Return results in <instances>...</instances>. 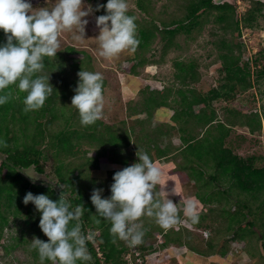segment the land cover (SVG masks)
I'll return each instance as SVG.
<instances>
[{
  "label": "trees",
  "instance_id": "1",
  "mask_svg": "<svg viewBox=\"0 0 264 264\" xmlns=\"http://www.w3.org/2000/svg\"><path fill=\"white\" fill-rule=\"evenodd\" d=\"M151 2L152 0H135L137 9L143 14L140 19L134 11H128V14L136 18L137 36L140 41L135 50V59L139 61L134 63L133 73H136L138 66L149 62L145 52L157 39L164 56L178 45L176 42L178 35L191 37L195 30H200L205 24L211 23L220 31V34L214 33L220 36L214 42V46L221 62L224 82L219 88L202 93L193 86L200 79L196 59L190 58L188 62L175 59L174 66L177 71L174 78L178 86H168L164 90H145L142 92V102L138 104L140 105L139 113L144 112L149 117H152L158 108L165 107L171 110L173 113L170 121L174 125L165 124L164 126L168 127L167 132L170 129L178 131L182 145L179 147H173L171 144L160 145L156 142L157 139L153 140L148 135L150 137L148 147L144 152H147L154 161L179 153L184 161L183 166L191 171V176L197 179L199 200L206 204L214 201L221 202L223 199L231 201L230 198L235 197L233 204L236 209L234 211L232 207L223 209V215L228 219V230L233 231L235 237L242 241L253 235H257L260 241H264V165H258L259 160H264V157L255 155L243 157L227 145V139L237 124L246 127L251 134L260 131L264 114L260 112L241 114L235 108H226L227 121H221L213 106L216 100L229 102L237 94L253 88V75L258 81L264 80V65H260V61L264 60V50H260L254 59H251L252 63L250 60L244 61V43L239 41L243 29L256 27L259 19L263 17L264 0H249V7L243 13H239L237 5L230 1L186 0L185 14L169 21L151 14ZM106 3L107 0H101L96 6ZM96 6L94 13L97 16L106 14L105 8L96 10ZM6 39V34L0 29V43L6 42ZM68 51L77 52L74 47L68 48ZM44 59L45 67L40 74L50 77V83L54 89L43 107L39 110L25 111L23 101L27 93L20 91L15 85L9 88L12 98L4 105H0V156H4L0 158V242L5 228L13 222L18 226L20 233L19 236L12 238L11 245L4 246L6 252L9 253L11 248L29 244L33 263L42 264L39 252L32 246L31 240L39 237L48 241L50 238L40 227L41 212L32 202L25 204L24 196L31 191L33 194H47L57 201L62 195L71 202L73 207L76 204L83 205V214L80 218L83 232L87 227L101 231L98 242L105 252L104 264H123L122 256L125 252L123 240L110 232V221L98 216L90 198L92 194L88 193L92 185L84 183V180L90 177L83 168L99 170L102 157L124 168L137 162L138 158L134 156L141 148L136 145L138 147L136 150L132 143L131 135L134 133L132 128L116 132L99 119L93 124L83 125L80 115H75L76 112L66 116L65 126L51 131L50 125L59 117V111L63 116V110H66L64 107L59 110V103L63 104L64 100L75 93L74 89L77 87L79 78L67 80L63 78V75L57 74V71L65 72L62 59L59 64L50 57ZM78 62L81 63L76 60L74 65ZM196 107H198L197 110ZM234 114H240V122L230 118ZM75 117H78L77 123L74 122ZM192 119L195 120L194 125L201 129V135L191 129ZM162 127L157 131L162 130ZM82 140H86L91 145L98 143L99 148L95 151V155L86 156L88 150L82 149L84 145ZM152 149H155L154 154L151 153ZM48 151L52 152L55 160L54 171L58 188L52 184L32 182L23 172L34 168L38 173H43V162L50 159ZM81 154L85 159L83 164L72 167L71 162H65L67 158ZM207 167L214 170V173L208 175L211 182L224 180L230 184V188L212 190L203 194L201 188L208 186L204 180ZM116 171L108 172L107 179H110L111 183L114 182L113 176ZM91 181L93 184L97 180L93 178ZM100 186L105 187L107 194L111 195L110 185L106 181H101ZM234 190L238 192L233 194ZM250 217L252 220H249ZM192 223L195 226H201L197 220ZM74 224L75 221L71 222L70 226ZM162 234L165 238L164 245L183 242L181 231L171 230L165 233L162 230ZM86 245L90 259L78 260L77 264H101L93 246L88 241ZM141 248L143 250L146 248L144 236ZM243 248H246L245 245ZM220 254L224 257L227 252L222 250ZM56 263L59 264L58 261ZM43 264H53V262L45 259Z\"/></svg>",
  "mask_w": 264,
  "mask_h": 264
},
{
  "label": "rangeland",
  "instance_id": "2",
  "mask_svg": "<svg viewBox=\"0 0 264 264\" xmlns=\"http://www.w3.org/2000/svg\"><path fill=\"white\" fill-rule=\"evenodd\" d=\"M99 1L101 0H85V8L91 5L93 12L85 17L89 23L85 26L84 37L76 40L73 38L72 32L65 31L62 33L60 50H58L56 57H50L57 61V64L61 62V59L64 61L65 72L57 71V74L63 75L64 79L72 80L79 78L78 72L82 68L101 73L104 81L105 106L103 116L99 120L112 127V130L116 132L125 128H132L134 133L131 135V140L136 150L138 149L137 146H140V151L144 152L148 147V138L150 137L153 140L157 139L156 142L160 145L181 146L178 131L170 129L167 132L168 127L164 126L165 124L174 125L170 121L173 112L162 107L155 110L153 116L149 117L144 112L139 113L140 105L138 103L142 102V92L145 90H164L168 86H178L174 78L177 71L174 66L175 59L186 62L190 61L188 60L190 58L196 59L200 79L193 86L198 91L207 93L213 88H219L224 81L221 73V62L217 57L214 42L220 36L214 33L220 34V31L211 23H207L200 30H195L191 37L180 34L176 37L178 45L170 49L164 56H162L161 46L157 39L145 52L149 62L146 65L138 66L136 73H133V65L139 61L135 59V52L124 51L114 58H105L100 55V45L96 38L100 34V28L96 24L97 15L94 13V8ZM222 1L235 3L239 13H243L249 7V0H217V2ZM31 3L33 8H36L34 10H38L40 7H51L54 0H31ZM185 3L186 0H152L151 14L168 21L173 18H180L185 14ZM128 5V11H134L139 19L143 16L137 9L135 0H128ZM239 41L244 43V61L250 60L252 63L251 59H254L260 50H264V15L259 19L256 27L243 29ZM70 47L76 48L77 52L70 53L68 51ZM76 60L81 61V63L78 62L77 65H74ZM260 65H264V60L260 61ZM252 81L254 83L253 88L237 94L229 102L224 100L213 102L219 120L227 121L226 108H235L241 114H249L250 112L264 114V80L258 81L253 75ZM74 95L75 93L64 102L62 101L63 104L59 103L58 109L61 110V107H64L66 110H63V116L59 111V117L50 125L51 131L65 126V118L68 114L76 112L75 115H79L78 109L71 105ZM69 108L71 110H68ZM197 109L198 107H196ZM230 118L236 122L241 120L240 114L231 115ZM74 122H78V117L74 118ZM194 122L195 120L192 119L191 129L196 130L197 134L201 135V129L195 126ZM160 127L162 130L157 131ZM248 131L246 127L235 125L227 139V145L243 157L252 155L264 157V118L260 131H256L254 134L248 133ZM82 142L84 144L82 149L88 150L86 156L95 155V151L99 148L98 143L91 145L86 140H82ZM48 152L50 159L43 162V173H38L34 168L26 169L23 172L32 182L52 184L58 188L54 171L55 160L52 152ZM154 152L155 149H152L151 153L154 154ZM107 154L110 155L109 152ZM1 156L0 158L4 157ZM134 157L139 160L136 153ZM84 161L82 154L65 160V162H71L72 167L83 164ZM155 163L162 170V176L154 191L159 194V198H166L168 194L169 198L177 203L180 218L176 224L168 228L158 224L154 216L145 215L140 218L144 229V246L146 247L143 251L148 264H264V241H260L257 235L242 241L235 237L233 231L228 230V219L223 215V209L232 207V211H234L236 209L233 204L235 197L230 198L231 201L223 199L222 202L216 204H214L215 202L209 205L201 204L195 197L199 185L196 182L197 179L191 176V171L183 166L184 161L179 153ZM258 165H264V160H259ZM121 169H123L121 165L109 162L106 157L100 158L99 170L84 167L83 170L90 177L84 180V183L92 185V188L88 189V193L92 194L94 188H102L104 190L102 196L110 197L111 195L106 192L107 189L100 186V182L106 181L111 186V180L107 179L108 172ZM205 169L204 180L208 186L201 188L203 194L212 190L230 188V184L224 180L211 182L208 175L214 173V170L208 167ZM93 178L97 181L92 184ZM169 190L175 192L170 193ZM237 192L238 190H234L233 194ZM189 200L196 204L197 221L201 223V226L193 225V220L184 211L185 204ZM249 220H252V217ZM162 230L165 233L171 232V230L181 231L182 244H161L158 236L165 239ZM19 233L18 226L13 222L5 228L0 242V264H34L32 254L29 252V244L11 248L9 253L4 249V246L13 243L12 238L19 236ZM123 244L126 249L127 245L124 240ZM244 245L246 248H243ZM222 250L227 252L224 257L220 254ZM253 254L254 256H252ZM163 256L164 259H161ZM122 263L126 264L124 256H122Z\"/></svg>",
  "mask_w": 264,
  "mask_h": 264
},
{
  "label": "clouds",
  "instance_id": "3",
  "mask_svg": "<svg viewBox=\"0 0 264 264\" xmlns=\"http://www.w3.org/2000/svg\"><path fill=\"white\" fill-rule=\"evenodd\" d=\"M84 4L85 0H54L51 7L34 10L31 0H0V29L7 38L0 43V105L12 98L9 88L15 85L27 93L23 101L25 111L43 107L54 89L50 77L40 74L45 67L44 58L56 57L63 32H72L76 40L84 37L89 23L85 17L93 12L91 5L85 8ZM128 7V0H107L106 4L96 6V10H107L96 17L101 56L114 58L124 51L132 53L139 45L136 18L128 14ZM78 77L71 105L78 109L83 125L93 124L103 116V76L82 68ZM137 156V162L114 173L110 197L102 196V188H94L90 197L98 216L111 222L110 232L130 245L142 242V216H154L165 228L179 219L177 203L168 194L159 198L154 191L162 170L147 152L139 150ZM29 202L41 212L40 227L50 238L31 240L42 264L45 259L53 264H77L78 260L90 259L86 242L93 236L86 235L81 228L83 205L73 207L62 195L54 201L47 194L31 191L24 196V203ZM184 211L193 221L198 219L193 201L185 204ZM73 221L75 224L70 226Z\"/></svg>",
  "mask_w": 264,
  "mask_h": 264
},
{
  "label": "built area",
  "instance_id": "4",
  "mask_svg": "<svg viewBox=\"0 0 264 264\" xmlns=\"http://www.w3.org/2000/svg\"><path fill=\"white\" fill-rule=\"evenodd\" d=\"M84 233L86 235L92 234L93 238L88 242L93 246L97 259L101 262V264H104L106 259L105 252L100 243L98 242V238L100 237V230L87 227L85 228ZM158 239L161 244L164 243V239H162V236H158ZM124 242L127 245L123 255L126 264H148V261L146 260L147 257L144 255V251L141 248V243L137 245H130L126 241ZM161 259H164V256L161 257Z\"/></svg>",
  "mask_w": 264,
  "mask_h": 264
},
{
  "label": "crops",
  "instance_id": "5",
  "mask_svg": "<svg viewBox=\"0 0 264 264\" xmlns=\"http://www.w3.org/2000/svg\"><path fill=\"white\" fill-rule=\"evenodd\" d=\"M247 129V128H246ZM249 133V132H248ZM180 140V139H179ZM181 142V141H180ZM173 147H179V146H173ZM160 160H162V159H160ZM160 160H155L154 162H157V161H160ZM169 192L171 193L172 192V190H169ZM197 192H199V189L197 188V191L195 192V197H196V199L201 203V204H204V205H209V204H212V203H214V202H212V203H202L200 200H199V198L197 197ZM222 202V201H221ZM216 203H219L218 201H216L214 204H216Z\"/></svg>",
  "mask_w": 264,
  "mask_h": 264
}]
</instances>
